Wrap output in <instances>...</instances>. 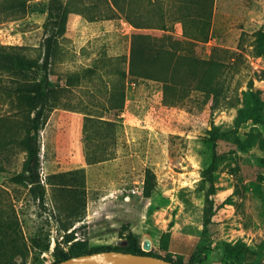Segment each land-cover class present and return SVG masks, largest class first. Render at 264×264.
<instances>
[{
	"label": "rangeland",
	"instance_id": "rangeland-1",
	"mask_svg": "<svg viewBox=\"0 0 264 264\" xmlns=\"http://www.w3.org/2000/svg\"><path fill=\"white\" fill-rule=\"evenodd\" d=\"M154 1L135 2L154 23L140 29L188 41L164 56V80L130 73L139 29L125 15L106 19L104 0L72 1L83 12L69 15L47 73L0 60V264H55L60 241L71 258L121 251L130 231L159 259L264 264V0H168L166 29ZM49 2L0 0V46L42 62ZM184 55L221 65L219 107L198 85L206 69ZM40 82L51 109L40 136L45 206L36 186L14 179L35 115L24 91ZM147 169L156 174L149 199ZM70 191L86 197L81 221Z\"/></svg>",
	"mask_w": 264,
	"mask_h": 264
},
{
	"label": "trees",
	"instance_id": "trees-1",
	"mask_svg": "<svg viewBox=\"0 0 264 264\" xmlns=\"http://www.w3.org/2000/svg\"><path fill=\"white\" fill-rule=\"evenodd\" d=\"M75 0H50L48 5V35L44 41V58L42 62L27 59L22 55L13 54L5 51L4 47L0 46V60L6 64L13 66V69L24 72L31 71L37 72L43 70L48 72L51 61L54 59L57 48L60 44L59 39L67 31L68 17L73 12L82 13L83 7L74 3ZM107 4V11L104 13L106 19H113L120 15H125L128 20L135 25L139 30L133 32L132 46H131V59H130V73L133 76L141 78H151L156 80H164L165 74L163 72L167 68V65L162 61L165 60V55H176V43L188 42L183 38L178 37L171 33H145L140 28H152L154 23L139 6H135V2L138 0H104ZM149 5L154 4V0H145ZM161 7V25L158 29H166V21L168 12L175 6V3L168 0H158ZM74 5V6H73ZM212 10V8H211ZM210 10V12H211ZM149 11V9H147ZM207 15V21L211 19V13ZM137 15L139 20L134 15ZM98 17H90V20H96ZM183 20H185L183 18ZM208 33H205L203 42H208ZM198 69H206L202 74L198 85H200L204 91L212 96L213 108L219 107L222 96L225 94L226 79L222 77L221 65L211 59L200 58L198 56H186V59ZM24 92L32 99V110L35 112L34 117L31 118V126L28 130V159L24 165V172L17 175L14 179L18 183H27L38 188V199L42 206L46 205V186L41 180V143L40 136L41 131L46 123L48 113L51 110L47 103V91L43 84L37 83L34 87L26 89ZM205 182H209L210 192L207 195V200L210 201L211 195L214 193V179H213V167H209L204 173ZM156 174L152 169H147L146 180L144 185V195L146 198H151L155 189ZM76 207L74 213H76L78 221H81L87 210L86 197L77 191H70ZM127 230V227H124ZM124 235V232L122 233ZM72 235H69L70 238ZM128 239V246L124 249H120L124 252H130L142 255H151L154 257L162 256L154 253L153 251H145L141 247L139 238L133 233L129 232L126 235ZM168 238L169 235L165 233L161 238V248L164 251H168ZM70 240H67L69 242ZM78 242V241H77ZM79 244V243H76ZM99 251H107L104 248ZM55 255L57 262L71 258V256L65 253L62 247V242H58L55 248ZM170 261L184 264V260L181 256L173 259L172 255L165 258ZM55 263V264H56ZM189 264H200V261L195 257H192Z\"/></svg>",
	"mask_w": 264,
	"mask_h": 264
},
{
	"label": "water",
	"instance_id": "water-1",
	"mask_svg": "<svg viewBox=\"0 0 264 264\" xmlns=\"http://www.w3.org/2000/svg\"><path fill=\"white\" fill-rule=\"evenodd\" d=\"M145 251H151V243L144 245ZM56 264H181L151 255L135 254L124 251H99L79 255ZM189 264V263H184Z\"/></svg>",
	"mask_w": 264,
	"mask_h": 264
}]
</instances>
